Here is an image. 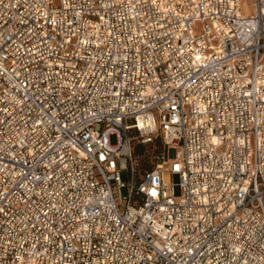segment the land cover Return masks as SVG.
Segmentation results:
<instances>
[{
    "label": "built area",
    "instance_id": "1",
    "mask_svg": "<svg viewBox=\"0 0 264 264\" xmlns=\"http://www.w3.org/2000/svg\"><path fill=\"white\" fill-rule=\"evenodd\" d=\"M253 3L0 0V264H264Z\"/></svg>",
    "mask_w": 264,
    "mask_h": 264
},
{
    "label": "rangeland",
    "instance_id": "2",
    "mask_svg": "<svg viewBox=\"0 0 264 264\" xmlns=\"http://www.w3.org/2000/svg\"><path fill=\"white\" fill-rule=\"evenodd\" d=\"M245 7L249 10L252 9L253 6V0H244ZM111 141L113 144L117 143V137L113 136L111 138ZM165 145L161 137H158V139L154 143L150 144H137L135 146L136 150V162L137 166L139 168V173L143 174L145 171H150L154 168H156V165L159 162V157L163 154L165 151ZM121 180L123 183H128L131 180L130 173L128 171H124ZM122 196L123 197H129L130 191L129 187H124L122 190Z\"/></svg>",
    "mask_w": 264,
    "mask_h": 264
}]
</instances>
